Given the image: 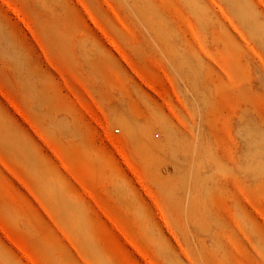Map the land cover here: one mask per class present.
<instances>
[{
	"label": "rangeland",
	"instance_id": "1",
	"mask_svg": "<svg viewBox=\"0 0 264 264\" xmlns=\"http://www.w3.org/2000/svg\"><path fill=\"white\" fill-rule=\"evenodd\" d=\"M0 264H264V0H0Z\"/></svg>",
	"mask_w": 264,
	"mask_h": 264
}]
</instances>
